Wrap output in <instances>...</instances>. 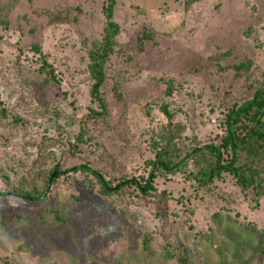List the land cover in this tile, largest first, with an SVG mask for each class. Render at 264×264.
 Masks as SVG:
<instances>
[{
  "label": "rangeland",
  "instance_id": "obj_1",
  "mask_svg": "<svg viewBox=\"0 0 264 264\" xmlns=\"http://www.w3.org/2000/svg\"><path fill=\"white\" fill-rule=\"evenodd\" d=\"M108 2L0 0V112L7 110L10 124L0 128L9 141L0 148V191L3 176L15 188L31 170L39 154L29 143L51 146L39 171L60 168L39 203L0 197V255L8 254L10 264H178L164 258L169 253L188 264H218L213 215L226 212L264 231V198L242 191L227 173L207 183L208 192L198 191L203 158L176 174L155 168L167 124L163 104L185 128V151L217 142L225 113L252 92V81L264 82V0H117L121 31L105 67L102 116L91 97L87 55L99 43ZM35 45L55 67L57 84L34 76ZM247 62L251 82L233 67ZM261 145L251 164L264 188ZM78 165L114 185L154 168L155 190L103 200L92 175L62 174ZM252 254L253 264H264V252L245 258Z\"/></svg>",
  "mask_w": 264,
  "mask_h": 264
},
{
  "label": "trees",
  "instance_id": "obj_2",
  "mask_svg": "<svg viewBox=\"0 0 264 264\" xmlns=\"http://www.w3.org/2000/svg\"><path fill=\"white\" fill-rule=\"evenodd\" d=\"M116 1L109 0L108 4L103 8L105 21L99 43L93 45L87 55L88 71L93 80L91 97L100 104L102 108L100 115L102 116L105 115L106 111V103L101 99L102 85L106 80L105 67L112 60L114 48L117 45V38L121 31L120 26L114 20ZM193 1L195 3L199 0H192L188 5H192ZM4 24V21L0 22V25ZM33 49L35 55L40 57L39 66H34L36 67L35 69L32 68L34 76L37 79L45 76L46 84L50 81L57 84L60 80L56 79L55 67L47 61L40 47L35 45ZM233 67L236 71L243 72L246 75L251 70L252 64L247 62ZM246 79L251 82L248 75H246ZM250 90L252 92L249 95H245L242 99L236 101L232 108L225 113L219 125V134L216 136L217 142L207 143L202 148L198 147L193 151H185L180 147L181 137L185 128L176 124L175 116L170 111L169 106L163 104V112L167 124L163 128L160 140L163 149L157 154V159L153 162L154 167H160L165 174H176L182 171L181 167L186 166L190 159L195 157L203 158L204 162H208V165H203L206 169L200 170L198 172L199 176L194 177L201 183L198 191L206 189L208 192L210 188L206 187V184L211 181L214 182L223 173H227L236 180V186L242 191L252 190L258 199L264 198V188L262 181L259 180L261 175L255 174L256 172L252 168L253 164H251V158L258 157L259 148L261 149V144L264 143V82L260 80L252 81ZM8 121V112L4 108L0 112V128L9 126ZM19 121L22 120L19 119ZM22 125L26 126L27 124L22 121ZM28 145H30L29 148L37 149L38 158L33 161L31 170L29 169L27 174L22 176L20 183L15 188L11 184L9 176H3V188L5 190L0 191V197H14L21 201L39 203L47 198V193L51 192L50 188L59 178L60 168L58 167L53 168L51 171L44 169L39 171V157L44 152L48 153L47 146L48 148L51 146L47 143L42 145L29 143ZM6 146H9V141H5L4 138L0 137V148H6ZM23 152L26 153V149ZM4 157V154L0 156V161ZM245 157H247L246 160H244ZM36 168L37 170L34 171ZM32 169L34 177L30 175L33 173ZM70 173L92 175L96 179L99 187L98 193L103 200H114V198L120 197L127 190L138 191L147 195L155 190L154 182L158 177L153 168L145 178L133 177L121 180L114 185L101 172L87 165L75 166L62 174L67 175ZM56 220L61 221V218L56 216ZM212 220L214 227H211V233L215 234L218 239L221 238L220 245L212 249L217 256L218 264H253L258 254H252L248 258H245V254L249 251L264 252V231L257 228L254 224H244L236 216L226 212L216 213L213 215ZM117 223H119V220ZM244 236L246 237L244 238ZM255 239H257V244H255ZM202 240H204L203 237ZM149 241L146 237L142 242L143 250L147 255L151 254ZM263 256V254L259 255V257ZM164 258H174L177 259L178 264H188L186 259L180 258L175 254L170 255L167 253ZM9 262L8 254L0 255V264H10Z\"/></svg>",
  "mask_w": 264,
  "mask_h": 264
}]
</instances>
